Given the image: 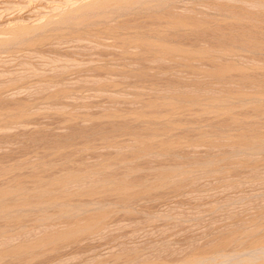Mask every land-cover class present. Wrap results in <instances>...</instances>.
I'll use <instances>...</instances> for the list:
<instances>
[{
	"label": "rangeland",
	"instance_id": "obj_1",
	"mask_svg": "<svg viewBox=\"0 0 264 264\" xmlns=\"http://www.w3.org/2000/svg\"><path fill=\"white\" fill-rule=\"evenodd\" d=\"M0 264H264V0H0Z\"/></svg>",
	"mask_w": 264,
	"mask_h": 264
},
{
	"label": "bare ground",
	"instance_id": "obj_2",
	"mask_svg": "<svg viewBox=\"0 0 264 264\" xmlns=\"http://www.w3.org/2000/svg\"><path fill=\"white\" fill-rule=\"evenodd\" d=\"M79 8V7H78ZM78 10H81V9H78ZM71 12V11H70ZM58 24V23H57ZM2 44V43H1Z\"/></svg>",
	"mask_w": 264,
	"mask_h": 264
}]
</instances>
